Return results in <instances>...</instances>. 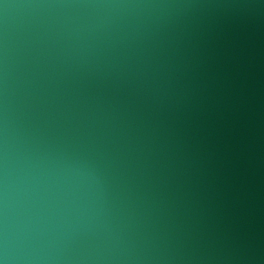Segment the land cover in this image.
Segmentation results:
<instances>
[{
	"label": "clouds",
	"instance_id": "obj_1",
	"mask_svg": "<svg viewBox=\"0 0 264 264\" xmlns=\"http://www.w3.org/2000/svg\"><path fill=\"white\" fill-rule=\"evenodd\" d=\"M222 6L0 0V264H264V25Z\"/></svg>",
	"mask_w": 264,
	"mask_h": 264
},
{
	"label": "water",
	"instance_id": "obj_2",
	"mask_svg": "<svg viewBox=\"0 0 264 264\" xmlns=\"http://www.w3.org/2000/svg\"><path fill=\"white\" fill-rule=\"evenodd\" d=\"M224 6L210 9L212 18L220 24H224L232 19L236 14L251 17L255 27L264 25V10H252L244 7V0H216ZM264 43V41H262Z\"/></svg>",
	"mask_w": 264,
	"mask_h": 264
}]
</instances>
